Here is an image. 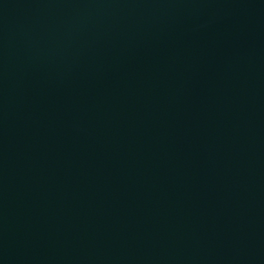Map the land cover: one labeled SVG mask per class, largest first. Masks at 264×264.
<instances>
[{"label":"water","instance_id":"95a60500","mask_svg":"<svg viewBox=\"0 0 264 264\" xmlns=\"http://www.w3.org/2000/svg\"><path fill=\"white\" fill-rule=\"evenodd\" d=\"M0 264H264V0H0Z\"/></svg>","mask_w":264,"mask_h":264}]
</instances>
